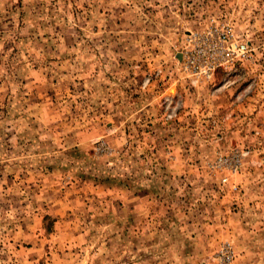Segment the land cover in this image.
Returning a JSON list of instances; mask_svg holds the SVG:
<instances>
[{
  "label": "rangeland",
  "instance_id": "rangeland-1",
  "mask_svg": "<svg viewBox=\"0 0 264 264\" xmlns=\"http://www.w3.org/2000/svg\"><path fill=\"white\" fill-rule=\"evenodd\" d=\"M0 264H264V0H0Z\"/></svg>",
  "mask_w": 264,
  "mask_h": 264
},
{
  "label": "built area",
  "instance_id": "built-area-1",
  "mask_svg": "<svg viewBox=\"0 0 264 264\" xmlns=\"http://www.w3.org/2000/svg\"><path fill=\"white\" fill-rule=\"evenodd\" d=\"M233 33L229 25L216 33L209 29L206 33H194L189 37L185 55L186 66L197 74L210 76L217 67L227 64L234 56V51L227 47ZM245 45L241 44L240 49Z\"/></svg>",
  "mask_w": 264,
  "mask_h": 264
}]
</instances>
